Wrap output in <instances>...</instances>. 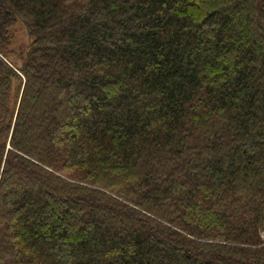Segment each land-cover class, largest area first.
<instances>
[{
    "label": "trees",
    "instance_id": "trees-1",
    "mask_svg": "<svg viewBox=\"0 0 264 264\" xmlns=\"http://www.w3.org/2000/svg\"><path fill=\"white\" fill-rule=\"evenodd\" d=\"M0 264H264V0H0Z\"/></svg>",
    "mask_w": 264,
    "mask_h": 264
},
{
    "label": "rangeland",
    "instance_id": "rangeland-1",
    "mask_svg": "<svg viewBox=\"0 0 264 264\" xmlns=\"http://www.w3.org/2000/svg\"><path fill=\"white\" fill-rule=\"evenodd\" d=\"M30 41V38L26 32L25 29H23V27H18V30L14 36V44H13V49H15V51L17 53H20L21 50H24L26 48L27 43ZM13 59L15 61H17L19 64H21V60L14 55Z\"/></svg>",
    "mask_w": 264,
    "mask_h": 264
}]
</instances>
